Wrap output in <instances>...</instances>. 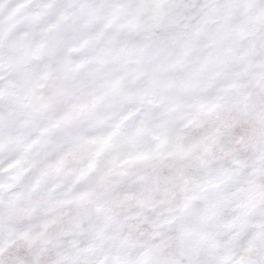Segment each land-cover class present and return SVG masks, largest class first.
<instances>
[{
	"label": "snow or ice",
	"instance_id": "6c2138e0",
	"mask_svg": "<svg viewBox=\"0 0 264 264\" xmlns=\"http://www.w3.org/2000/svg\"><path fill=\"white\" fill-rule=\"evenodd\" d=\"M0 264H264V0H0Z\"/></svg>",
	"mask_w": 264,
	"mask_h": 264
}]
</instances>
